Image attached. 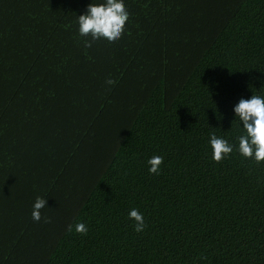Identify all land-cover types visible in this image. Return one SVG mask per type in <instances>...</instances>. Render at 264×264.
Listing matches in <instances>:
<instances>
[{"label":"trees","instance_id":"1","mask_svg":"<svg viewBox=\"0 0 264 264\" xmlns=\"http://www.w3.org/2000/svg\"><path fill=\"white\" fill-rule=\"evenodd\" d=\"M92 2L0 0V264H264V162L234 113L264 97V0H124L122 37L86 47Z\"/></svg>","mask_w":264,"mask_h":264},{"label":"clouds","instance_id":"2","mask_svg":"<svg viewBox=\"0 0 264 264\" xmlns=\"http://www.w3.org/2000/svg\"><path fill=\"white\" fill-rule=\"evenodd\" d=\"M129 19V12L124 4V0H104L100 3H90L84 14L78 15L79 35L81 37H91L85 41L86 47H91L92 42L106 39L109 43L118 41L124 34L126 22ZM107 84L115 83L112 79L106 81ZM235 116L242 122L244 134L237 137L238 152L246 159L254 160L257 164L264 162V97L252 95L250 99L241 98L234 106ZM210 145L212 148V159L216 163L222 162L234 149L228 140L218 137L214 132L210 133ZM164 158L156 155L151 157L147 163L150 166L149 172L158 175ZM47 206V200L37 197L32 210V219L41 221V209ZM129 217L135 223V231L142 232L145 227L143 214L133 208L129 212ZM49 222L48 218H44ZM75 231L86 235L88 228L82 222L75 225L69 224L66 231Z\"/></svg>","mask_w":264,"mask_h":264}]
</instances>
